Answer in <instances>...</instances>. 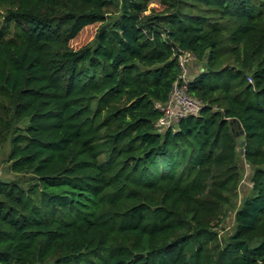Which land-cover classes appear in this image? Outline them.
Instances as JSON below:
<instances>
[{
  "label": "trees",
  "instance_id": "1",
  "mask_svg": "<svg viewBox=\"0 0 264 264\" xmlns=\"http://www.w3.org/2000/svg\"><path fill=\"white\" fill-rule=\"evenodd\" d=\"M5 146L0 264H264V0H0Z\"/></svg>",
  "mask_w": 264,
  "mask_h": 264
},
{
  "label": "built area",
  "instance_id": "2",
  "mask_svg": "<svg viewBox=\"0 0 264 264\" xmlns=\"http://www.w3.org/2000/svg\"><path fill=\"white\" fill-rule=\"evenodd\" d=\"M193 60V57L188 52H183L178 55V62L182 69L181 80L182 85L175 82L172 86V91L169 98L164 104H157L162 110V116L157 120V126L167 127L177 121L180 117L187 114H195L200 109V102L198 99L188 95L185 89L187 80V61Z\"/></svg>",
  "mask_w": 264,
  "mask_h": 264
},
{
  "label": "rangeland",
  "instance_id": "3",
  "mask_svg": "<svg viewBox=\"0 0 264 264\" xmlns=\"http://www.w3.org/2000/svg\"><path fill=\"white\" fill-rule=\"evenodd\" d=\"M97 25H98V23L85 26L80 31V33L73 40H71L70 45L73 48H78V47L86 44L87 42H89L95 33ZM193 62L194 61L192 59L188 60L187 61V68H192ZM193 69H197V68H193ZM189 70L191 71L192 69H189ZM189 70L187 71V74H188ZM238 134H240V133H238ZM6 150H7V147L5 146L3 152L0 153V174L4 170V164L1 162V160L3 158H5ZM242 166H243V170H244V179L242 180V188H240V196L247 193L249 191V188H250V186L246 183V178H245V176L247 174V166L243 162H242ZM4 175L5 176H11V174H8V173L7 174L4 173ZM232 224H233V214H232V211H230L228 213L227 217L224 219L221 226H219V231L220 232H227L230 229V227L232 226Z\"/></svg>",
  "mask_w": 264,
  "mask_h": 264
},
{
  "label": "water",
  "instance_id": "4",
  "mask_svg": "<svg viewBox=\"0 0 264 264\" xmlns=\"http://www.w3.org/2000/svg\"><path fill=\"white\" fill-rule=\"evenodd\" d=\"M238 126H239V125H238ZM238 133H242V130L239 129ZM236 138H237L239 144H242V143H243V140L239 139L238 136H237Z\"/></svg>",
  "mask_w": 264,
  "mask_h": 264
},
{
  "label": "crops",
  "instance_id": "5",
  "mask_svg": "<svg viewBox=\"0 0 264 264\" xmlns=\"http://www.w3.org/2000/svg\"><path fill=\"white\" fill-rule=\"evenodd\" d=\"M190 69V68H189Z\"/></svg>",
  "mask_w": 264,
  "mask_h": 264
}]
</instances>
